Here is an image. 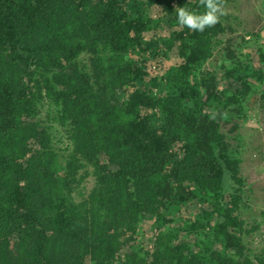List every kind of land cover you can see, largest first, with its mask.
Returning <instances> with one entry per match:
<instances>
[{"label":"trees","instance_id":"1","mask_svg":"<svg viewBox=\"0 0 264 264\" xmlns=\"http://www.w3.org/2000/svg\"><path fill=\"white\" fill-rule=\"evenodd\" d=\"M183 6L204 11L199 0H0V264H264L245 242L240 190H224L227 175L242 181L221 130L258 89L264 108V47L231 52L219 81L200 67L227 29L181 27ZM164 23L167 38L147 40ZM174 48L165 89L147 91L148 59ZM186 215L193 234L174 233ZM145 221L158 227L152 253L138 243Z\"/></svg>","mask_w":264,"mask_h":264},{"label":"rangeland","instance_id":"2","mask_svg":"<svg viewBox=\"0 0 264 264\" xmlns=\"http://www.w3.org/2000/svg\"><path fill=\"white\" fill-rule=\"evenodd\" d=\"M145 7L150 20L157 21L160 18L159 7L155 2H149ZM220 22L227 31L219 36L212 57L201 65L200 70L214 72L218 80L222 81V67L230 64L228 60L231 52L240 59L242 55L247 57L251 49L257 46L264 47V0H227V14L221 17ZM168 28L165 23L161 24L145 37L150 41L163 39L168 35ZM176 28L178 26L172 29ZM242 62L251 72L259 67L252 64L253 62L248 64L245 59ZM176 63H180V60L175 48L165 56L158 55L155 59H148L146 69L149 77L145 86L147 91L158 93L160 89H165L166 72ZM165 77V81L161 83V79ZM150 79L157 80L156 85L150 84ZM253 83L255 86L260 85L255 80ZM128 92H131V89ZM152 125L160 127L162 120L156 115L152 118ZM221 130L226 135L232 153L239 159L238 172L242 181L240 185L236 184L227 175L224 190L228 194L234 193V189L240 190L241 219L245 222L247 230L254 229L245 238V242L254 251L264 250V108L260 100V89L252 93L245 103V118L236 121L225 115L221 122ZM93 182V179L89 178L82 192L86 194L93 187ZM200 207L205 208L197 205L195 209L201 211ZM190 220V215L178 217L177 224L172 226L174 233L179 231L188 236L193 234ZM157 228L153 221H145L139 231L138 243L148 253L154 250ZM128 237V234L125 235L123 240L128 246L138 245L137 242L133 243L132 239L128 241Z\"/></svg>","mask_w":264,"mask_h":264},{"label":"clouds","instance_id":"3","mask_svg":"<svg viewBox=\"0 0 264 264\" xmlns=\"http://www.w3.org/2000/svg\"><path fill=\"white\" fill-rule=\"evenodd\" d=\"M203 12L187 7H176L177 23L190 31L203 32L220 22L227 14V0H199Z\"/></svg>","mask_w":264,"mask_h":264}]
</instances>
